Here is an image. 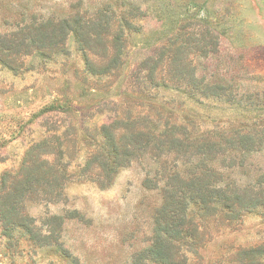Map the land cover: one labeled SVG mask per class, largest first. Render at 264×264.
Listing matches in <instances>:
<instances>
[{"label": "rangeland", "instance_id": "1", "mask_svg": "<svg viewBox=\"0 0 264 264\" xmlns=\"http://www.w3.org/2000/svg\"><path fill=\"white\" fill-rule=\"evenodd\" d=\"M100 12L113 15L106 57L125 29L121 61L107 75L96 73L107 62L101 47L91 41L83 51L72 34L51 52L20 45L19 33L37 22L86 23ZM145 118L192 140L252 137V152L220 151L196 172L214 168L223 188L264 197V0H0V264H134L151 245L176 157L146 154L110 183L94 157L101 127ZM203 158L192 151L176 166L186 177ZM29 173L30 189L8 201ZM236 212L228 225L226 210L203 216L188 206L198 231L185 264H232L237 250L264 245V208Z\"/></svg>", "mask_w": 264, "mask_h": 264}, {"label": "trees", "instance_id": "2", "mask_svg": "<svg viewBox=\"0 0 264 264\" xmlns=\"http://www.w3.org/2000/svg\"><path fill=\"white\" fill-rule=\"evenodd\" d=\"M102 12L97 14L92 21L86 23L79 15L56 23L52 19L37 22L19 33L22 36L20 45L23 46V49L28 48L30 44H25L27 40L36 46L40 53L51 52L52 48L57 47L58 44L60 48L67 36L72 34L80 40L83 51H85V47L89 49L91 41L95 43L96 47H101V57L107 62L103 67L100 66L96 73L99 76L107 75L116 70L121 61L120 56L124 45L122 29L124 31L125 29L119 26L120 29L114 34L111 41V47L115 53L111 57H106L107 48L101 39L109 33L113 15L111 17L103 16ZM122 25H125L128 30L131 28L127 23ZM88 67L93 69L89 63ZM142 121L144 123L139 124L137 121L131 122L127 119L125 122H114L109 126L101 127V136L105 141L101 149L102 153L94 157L96 160L102 161L100 169L107 183H110L116 170L126 167L132 160L144 157L146 154L152 155L158 161L165 154H173L176 157L172 166L174 170L167 176L168 186L161 190L162 206L155 213L151 245L136 256L134 264H185L183 249L192 248L195 245V243L192 244V239H195L198 231L188 217L187 210L190 204L200 206L203 216H210L208 213L214 216L218 209H221L223 213L226 210L225 217L228 225H232L237 220V206L244 210L264 208V197L257 198V195L250 189L242 190L236 186L223 188L217 179L214 168H207L206 172L199 176L196 172V169L203 166L204 163L214 162L212 157L220 154V151L221 155H224L225 152H252L255 143L252 137L238 136L239 138L236 139L223 136L214 138V136L211 139L198 141L192 140V137L185 133L175 135L178 130L176 126L170 127L169 124H166L165 130L160 132L157 122L154 123L147 118ZM137 124L139 126H136ZM119 125L122 127H117ZM115 134L118 135L117 141H115ZM192 151L196 152V155H204L205 158L200 159L193 167L190 165L185 177L183 175L185 171H179L176 165L183 160L186 161L185 163H189ZM163 165L165 164L163 163ZM163 170L168 171L167 167H163ZM32 179L36 178L32 173H29L25 183L14 186L12 193L6 199L11 201L17 196L24 195V192L27 193L26 189H30L28 184ZM54 183L52 180L50 186L55 191L58 186L55 185L57 183ZM149 184L154 185V182L146 180L144 183L147 186ZM99 186L106 187L102 184ZM233 255L232 264H264V245L239 249ZM174 257H181L183 260L176 263Z\"/></svg>", "mask_w": 264, "mask_h": 264}]
</instances>
